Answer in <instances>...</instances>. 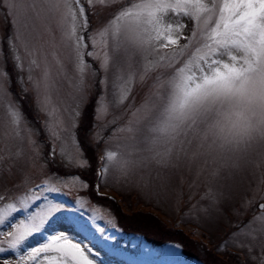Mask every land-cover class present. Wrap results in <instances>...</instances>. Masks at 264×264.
Returning a JSON list of instances; mask_svg holds the SVG:
<instances>
[{
	"label": "rangeland",
	"instance_id": "1",
	"mask_svg": "<svg viewBox=\"0 0 264 264\" xmlns=\"http://www.w3.org/2000/svg\"><path fill=\"white\" fill-rule=\"evenodd\" d=\"M127 2L94 6L87 12L88 31L79 34L85 38L95 35L110 22V12ZM59 19V14L53 18L46 11L42 0H0V196L20 209L0 225V233H4L0 246L6 247L10 240L7 233L15 231L9 225L25 221L36 226L19 251L0 252V264H18L21 253L60 233L86 248L94 264H200L186 256L178 243L171 241L158 247L150 237L124 233L113 206L92 202L86 194L87 183L71 174L88 168L77 130L84 107L94 96V123L85 140L101 154L94 186L98 196L115 201L125 210L152 213L178 229L192 232L191 227H196L195 237L209 248L218 245L220 256L232 250L245 264H264V208L257 209L259 204L264 205V140L256 136L240 151H220L208 149L207 143L199 147L200 138L189 133L191 143L185 142V151L174 150L167 164L157 163L159 157H153L156 151L164 150V145L153 147L147 142L148 126L166 103L168 88L166 84L162 88L153 85L158 74L163 73L167 79L174 69H159L141 83L142 56L147 52L127 45L117 51L109 35L103 51L112 57L111 67L102 69V52L97 46V58L84 55L86 67L81 77L70 43L61 38ZM184 22L192 27L191 22ZM185 34L190 35L187 29ZM180 43H185L183 38ZM32 49L47 54L51 81V103L47 105L43 86L39 92L35 86L45 68L44 57L29 56ZM84 51H92V44ZM193 51L190 48L179 57L176 67H181ZM32 59L40 67H31L30 71ZM118 69L125 75L137 72L132 95L121 106L113 104ZM146 98L153 105L152 111L142 110L133 117ZM105 102L107 114L102 111ZM9 106L22 117L19 136L10 124ZM130 120L134 121V132L125 130ZM107 152L116 153V160L108 162ZM124 161L127 166L121 168ZM25 194L29 199L21 204ZM52 204L63 205L64 209L50 215L47 210ZM156 229L153 225L144 227L145 232L163 237Z\"/></svg>",
	"mask_w": 264,
	"mask_h": 264
},
{
	"label": "snow or ice",
	"instance_id": "2",
	"mask_svg": "<svg viewBox=\"0 0 264 264\" xmlns=\"http://www.w3.org/2000/svg\"><path fill=\"white\" fill-rule=\"evenodd\" d=\"M42 3L53 18L59 14L57 26L61 29V38L70 43L75 69L81 77L86 67L84 55L97 58V46L102 52L101 67L104 71L109 70L112 57L103 51L109 35L117 51L127 45L147 52L142 56L141 83L159 69H174L167 79L163 73L158 74L153 85L162 88L166 84L168 88L166 103L148 126L147 142L153 147L161 143L164 145V150L156 151L153 157H159L157 163L167 164L174 150L185 151V142L191 143L189 133L200 138L199 147L207 143L208 149L220 151H240L256 136L264 140V0H128L127 4L110 12L111 20L105 27L87 38L79 34L88 31L87 12L96 5L111 6L118 0H42ZM185 20L191 22V28ZM186 29L190 35L185 34ZM97 37L100 39L97 40ZM181 38L184 44L180 43ZM89 43L92 44V51L85 52ZM25 47L27 49V45ZM190 48L194 51L181 67H176L180 63L179 57H183ZM124 50L127 51V48ZM164 50H170V53ZM37 54L43 55L45 68L35 86L38 92L43 86L47 105L51 103L47 54L39 49L28 51L29 56ZM31 67L38 68L40 64L32 59L30 71ZM117 71L119 75L114 83L113 104L121 106L132 95L137 72L125 75L122 69ZM29 79H32L31 75ZM156 95L159 96V92ZM152 109L153 105L146 98L132 115L135 117L142 110L151 112ZM102 111L107 114V102ZM8 115L13 131L19 136L22 131L20 113L9 106ZM133 123L130 120L125 130L134 132ZM116 157L114 152L106 153L108 162L115 161ZM126 166L124 161L121 168ZM27 199L29 196L25 194L20 203H25ZM63 209V205L52 204L47 211L54 215ZM19 210L15 203H7L6 198L0 196V225H4ZM9 227L15 228V231L7 233L10 240L6 247L0 246V252L19 251L36 226L21 221ZM261 230L264 231V223ZM2 235L4 233H0ZM26 262L94 264L87 249L63 233L51 236L41 246L21 253L18 264Z\"/></svg>",
	"mask_w": 264,
	"mask_h": 264
},
{
	"label": "trees",
	"instance_id": "3",
	"mask_svg": "<svg viewBox=\"0 0 264 264\" xmlns=\"http://www.w3.org/2000/svg\"><path fill=\"white\" fill-rule=\"evenodd\" d=\"M7 31L8 30L6 29V32ZM4 41L6 40L3 39V46L5 47ZM92 64L94 65V63ZM11 77L14 78V75H11ZM95 102L96 96L92 97L84 107L82 123L77 130L78 145L83 153L84 159L88 163L87 171L71 172V174L79 175V177L87 183L88 191L86 194L88 198L95 203H110L113 206L112 211L119 218V226L124 233L140 234L146 239L150 237V240L158 242L157 244L154 243L158 247H161L164 243L171 241L178 243L184 249V254L186 256L194 259L200 264H245V261L236 252L226 250L224 255L220 256V252H217L218 245L213 248H209L205 241L198 240V238L195 237V234L198 231V228L196 227H191L192 232H188L184 229H178L176 226L160 220L159 217L153 215L152 213L142 210H125L115 201L108 200L95 193L94 186L97 183V175L101 166V154L95 146L90 144L88 140H85L86 134L92 129L94 123ZM28 111H30L29 108H27V112ZM40 138L42 141L45 140V135L42 131L40 133ZM122 219L126 222L124 221L121 223ZM146 225H153L156 227L157 229L155 232L162 234L163 237H155L154 234L147 233V231L145 232L144 227ZM204 236L206 235L204 234Z\"/></svg>",
	"mask_w": 264,
	"mask_h": 264
},
{
	"label": "water",
	"instance_id": "4",
	"mask_svg": "<svg viewBox=\"0 0 264 264\" xmlns=\"http://www.w3.org/2000/svg\"><path fill=\"white\" fill-rule=\"evenodd\" d=\"M261 206H264V205L263 204H259L258 207H257V209L258 210H262L264 207H261Z\"/></svg>",
	"mask_w": 264,
	"mask_h": 264
},
{
	"label": "clouds",
	"instance_id": "5",
	"mask_svg": "<svg viewBox=\"0 0 264 264\" xmlns=\"http://www.w3.org/2000/svg\"><path fill=\"white\" fill-rule=\"evenodd\" d=\"M259 109H257V117L259 118ZM254 125H255V121H254Z\"/></svg>",
	"mask_w": 264,
	"mask_h": 264
}]
</instances>
